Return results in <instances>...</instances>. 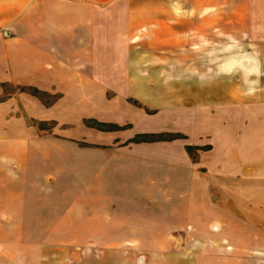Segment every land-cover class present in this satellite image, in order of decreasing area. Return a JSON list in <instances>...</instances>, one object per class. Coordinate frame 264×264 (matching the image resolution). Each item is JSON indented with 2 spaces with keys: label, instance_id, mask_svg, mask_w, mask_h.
<instances>
[{
  "label": "rangeland",
  "instance_id": "1",
  "mask_svg": "<svg viewBox=\"0 0 264 264\" xmlns=\"http://www.w3.org/2000/svg\"><path fill=\"white\" fill-rule=\"evenodd\" d=\"M174 52L156 50L153 54L162 57L159 63L167 64L146 65L144 50H137V62L130 67L132 82H121L122 90L102 93L95 89L73 98L70 124L40 123L37 132L53 139L55 145L38 146L37 153L32 151L35 156L18 167L10 163L13 171H8V187L21 192L17 195L24 201H11L13 210L18 211L17 206L20 210L0 224V264H264V227L258 228L250 219L228 218L233 224L232 241L217 235L214 227H194L198 218L217 211L209 205L195 210L192 195L195 180L202 191L206 188L203 174L200 177L192 164L204 173L202 164L212 163L210 142L221 138L213 128L225 124L226 110L232 109L238 124L232 131L234 144L241 145L244 133L251 138L258 128H264L260 112L249 115L248 121L241 119L242 109L253 111L262 104L264 51L190 47L180 51L184 59ZM252 59L258 62L251 63ZM227 62L232 68L226 67ZM240 91L243 98L229 97ZM92 120L122 128L100 130L92 126ZM145 130L180 133L182 143L195 148L190 152L185 148L187 158L179 156L171 144L161 148L160 143L129 140ZM172 152L176 157L163 164ZM178 162L185 167L181 171L175 169ZM94 170L100 176L115 172L114 181L120 180L111 189L105 185L104 202L110 208L99 215L97 207L103 202L98 204L95 197L101 179L85 183ZM126 189L130 197L111 201L112 192ZM53 204L51 212L37 211L40 205L50 208ZM48 213L51 218L41 219L48 218ZM111 220L126 225H98ZM126 221L142 233L140 240H118L132 233L126 231L130 227ZM146 230L151 234H145Z\"/></svg>",
  "mask_w": 264,
  "mask_h": 264
},
{
  "label": "crops",
  "instance_id": "2",
  "mask_svg": "<svg viewBox=\"0 0 264 264\" xmlns=\"http://www.w3.org/2000/svg\"><path fill=\"white\" fill-rule=\"evenodd\" d=\"M190 47L264 51V0H0V224L20 210L18 206V211L13 210L11 201H24L17 195L21 192L8 187V171H13L10 163H18V167L27 157L35 156L38 146L55 145L53 139L42 138L37 132L40 123L70 124L73 98L95 89L102 93L122 90L121 82H132L130 67L137 62V50H144L146 65H156L168 62L159 63L162 57L153 54L156 50L167 49L173 54L176 50L178 59H184L180 51ZM226 65L232 68L231 62ZM41 96L56 100H42ZM229 97L243 98L244 93H229ZM260 98L262 104L255 110H241L242 120L259 112L264 114V91ZM225 112L229 114L225 124L213 128L221 138L210 142L212 163L202 164L206 166L204 173L192 164L206 182L205 192L196 180L192 183L194 209L209 205L217 212H208L193 226L209 230L214 227L217 235L232 241L233 224L228 218L250 219L258 228L264 227V128H258L251 138L244 133L241 145L234 144L232 131L238 129V124L233 121L232 109ZM58 127L61 125L54 126ZM140 133L171 132L145 130L134 137ZM132 139L134 143H160L161 148L171 144L179 156L188 158L182 137L152 142ZM173 157L176 155L172 152L162 163L168 165ZM184 168L179 162L175 167L178 171ZM94 171L87 182L83 176L82 182L101 179L95 197L97 203L103 202L96 204L99 215L110 208L104 202L105 185L111 189L120 180L114 181L115 172L100 176V171ZM122 176L118 173L117 178ZM148 179L153 184L150 175ZM128 191H111V201L130 197ZM111 209L115 210V205ZM46 210L53 211L54 204L50 208L40 205L37 211L45 214ZM48 214V218L41 219L51 218ZM100 223L119 224L118 220ZM132 226L126 230L132 233L118 234V240H140L142 233ZM145 234L150 235V230Z\"/></svg>",
  "mask_w": 264,
  "mask_h": 264
},
{
  "label": "trees",
  "instance_id": "3",
  "mask_svg": "<svg viewBox=\"0 0 264 264\" xmlns=\"http://www.w3.org/2000/svg\"><path fill=\"white\" fill-rule=\"evenodd\" d=\"M94 122V127L104 130V131H112V130H118L121 129L122 126L118 124H112L107 122H101L98 120H92ZM182 137L180 133H169V134H155V133H140L137 134L132 141L135 142H141V141H154V140H170L174 138ZM187 150L190 152L195 148L193 145H187Z\"/></svg>",
  "mask_w": 264,
  "mask_h": 264
}]
</instances>
